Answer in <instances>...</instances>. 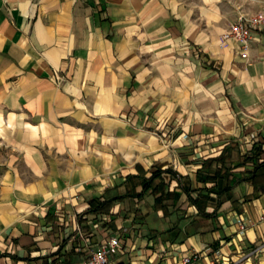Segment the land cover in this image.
<instances>
[{
  "label": "crops",
  "instance_id": "crops-1",
  "mask_svg": "<svg viewBox=\"0 0 264 264\" xmlns=\"http://www.w3.org/2000/svg\"><path fill=\"white\" fill-rule=\"evenodd\" d=\"M263 9L0 0V264H264Z\"/></svg>",
  "mask_w": 264,
  "mask_h": 264
},
{
  "label": "built area",
  "instance_id": "built-area-1",
  "mask_svg": "<svg viewBox=\"0 0 264 264\" xmlns=\"http://www.w3.org/2000/svg\"><path fill=\"white\" fill-rule=\"evenodd\" d=\"M263 28L264 9L250 14L240 13L237 20L223 32L219 45L224 46L228 40H235L240 44V55L247 58L254 31ZM118 244L119 240L116 237L108 238L97 250L92 251L82 264H108V255ZM189 261L190 257L184 258L185 263Z\"/></svg>",
  "mask_w": 264,
  "mask_h": 264
},
{
  "label": "trees",
  "instance_id": "trees-1",
  "mask_svg": "<svg viewBox=\"0 0 264 264\" xmlns=\"http://www.w3.org/2000/svg\"><path fill=\"white\" fill-rule=\"evenodd\" d=\"M160 173V172H157L155 174H153V176L150 178V179H153L155 176H157V174ZM217 173L214 174L212 177L210 176H205L203 178V180H207V179H210V178H217ZM150 179H147V178H142V183L146 186L148 185ZM218 183V181L216 180V184ZM108 205V202H100L99 200L95 199V200H92L90 202V211L92 212H100V211H104L106 209V206Z\"/></svg>",
  "mask_w": 264,
  "mask_h": 264
}]
</instances>
